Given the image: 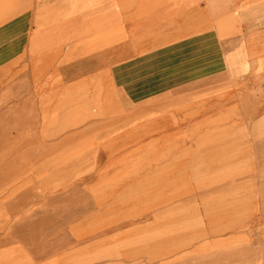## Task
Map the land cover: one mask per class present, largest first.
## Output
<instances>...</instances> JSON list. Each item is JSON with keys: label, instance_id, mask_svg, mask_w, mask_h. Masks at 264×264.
<instances>
[{"label": "rangeland", "instance_id": "obj_1", "mask_svg": "<svg viewBox=\"0 0 264 264\" xmlns=\"http://www.w3.org/2000/svg\"><path fill=\"white\" fill-rule=\"evenodd\" d=\"M151 65L152 77L147 81L153 95L147 98L143 93H127L132 89L128 77L117 80L120 91L113 79L94 78L63 93L49 92V88L60 86L59 79H38L40 90L30 87L32 92L23 95L25 102L20 101L30 108L9 109L7 118L0 117V264H264L262 223H250L243 235L235 226L239 223L231 229L216 226L208 230L204 222L194 221L193 209L189 210L193 206L187 205L183 217L169 216L168 223L151 215L136 220V207L123 199L129 191L110 200L124 204L109 207L98 203L102 200L97 198V187L103 183L104 168L120 172L153 164L175 180L177 153H183L190 161L184 165V174L192 181L199 171L198 165H191L199 154L195 140L210 130H224L231 143L239 146L240 126L235 121L226 126L214 122L196 125L194 121L199 117L240 118V109L196 111L193 107L213 96L223 97L226 87L242 90L240 82L227 80L221 71L220 80H214L218 91L204 86H213V79L206 77L200 79L203 90L198 96L192 92L194 77L187 76L196 63ZM177 70L186 74L184 95L183 88L176 86L162 93L166 89L164 73ZM34 82L26 79L30 86L36 85ZM130 96L138 98L137 102ZM17 98V94L9 95V101ZM18 111L24 125H16L21 120ZM166 117L169 125L163 124ZM219 140L202 142L201 151L212 150L218 145L213 142ZM222 151L216 148L215 153ZM146 153H169V157L151 161ZM121 176L125 179L129 174ZM232 176L216 174L213 181ZM126 183L121 180V185ZM196 184L199 187L200 182ZM171 187L169 197L175 198L177 191ZM184 195L185 200L194 196L187 180Z\"/></svg>", "mask_w": 264, "mask_h": 264}, {"label": "crops", "instance_id": "obj_2", "mask_svg": "<svg viewBox=\"0 0 264 264\" xmlns=\"http://www.w3.org/2000/svg\"><path fill=\"white\" fill-rule=\"evenodd\" d=\"M153 62L196 63L187 76L194 77L192 92L198 96L203 90L202 78L213 79L209 81L213 86L204 85L212 91H218L214 80L219 81L223 72L227 80L240 82L242 90L225 86L223 97L213 96L193 107L196 111L240 109V118L199 117L194 121L196 125L214 122L225 126L235 121L240 126L239 146L231 143L224 130H210L208 138L205 134L195 140L199 154L191 165H198L199 171L192 181L184 174V165L190 161L183 153H177L175 180L153 164L120 172L104 168L103 183L97 187V198L102 200L98 203L109 207L124 204L110 200L129 191L123 199L136 207V220L151 215L168 223L169 216L183 217L187 205L194 207L189 208L194 221L204 222L208 230L216 226L231 229L239 223L235 226L243 235L250 223L264 224V0H0V111L6 110L1 118H7L9 109L30 108L20 101L25 102L23 95L32 92L30 87L40 90L38 79H59L60 91L54 87L49 92L63 93L94 78H111L120 91L117 80L128 77L132 89L127 93H143L147 98L153 95L147 81L152 77ZM185 77L183 70L166 71L162 93L176 86L183 88L184 95ZM26 79L35 80L36 85L30 86ZM10 94H17L16 102L9 101ZM18 112L21 120L16 125H24L23 114ZM164 120L163 124H170L169 118ZM213 139H220L213 142L218 145L201 151L202 142ZM216 148L222 153H215ZM152 154L158 153H146L151 161L169 157V153ZM123 174L129 176L124 179ZM216 174L233 176L215 182ZM121 180L127 183L121 185ZM186 180L194 195L188 200ZM170 184L177 191L175 198L169 197ZM141 188L145 190L140 192Z\"/></svg>", "mask_w": 264, "mask_h": 264}, {"label": "bare ground", "instance_id": "obj_3", "mask_svg": "<svg viewBox=\"0 0 264 264\" xmlns=\"http://www.w3.org/2000/svg\"><path fill=\"white\" fill-rule=\"evenodd\" d=\"M223 112V111H222ZM222 115H223V113H222ZM72 123V122H71ZM220 130H214V132H219ZM214 132L212 131V133L211 134H214ZM210 134V132H207L206 133V135H209Z\"/></svg>", "mask_w": 264, "mask_h": 264}]
</instances>
